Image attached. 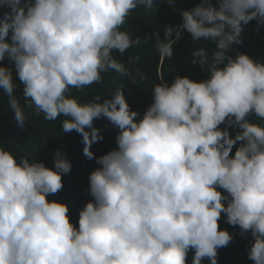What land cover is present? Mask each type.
I'll list each match as a JSON object with an SVG mask.
<instances>
[{
  "label": "clouds",
  "instance_id": "clouds-1",
  "mask_svg": "<svg viewBox=\"0 0 264 264\" xmlns=\"http://www.w3.org/2000/svg\"><path fill=\"white\" fill-rule=\"evenodd\" d=\"M141 5L155 7L154 0H0L10 9L0 18V61L14 62L37 114L67 117L63 131L82 135L89 159L92 143L102 139L95 119L120 129L117 148L97 158L101 167L90 173L94 200L80 210L78 227L67 204L47 199L71 168L60 151L53 170L0 148V264H186L190 250L192 264H217L218 248L233 239L219 228L222 213L242 234L251 232L249 259L264 264V123L248 119L255 114L264 122V63L226 55L242 43V25L264 24V0H220L218 7L203 0L181 11L183 23L168 26L164 40L155 34L162 58L173 55L181 28L194 41H214L216 50L211 61L203 48L194 53L210 65L208 79L155 84L139 120L122 88L102 103L99 95L83 104L69 96L108 70L127 74L113 52L139 42L121 27ZM0 89L23 125L13 68L0 65ZM225 123L242 131L233 138L220 127Z\"/></svg>",
  "mask_w": 264,
  "mask_h": 264
},
{
  "label": "trees",
  "instance_id": "trees-1",
  "mask_svg": "<svg viewBox=\"0 0 264 264\" xmlns=\"http://www.w3.org/2000/svg\"><path fill=\"white\" fill-rule=\"evenodd\" d=\"M202 2L203 0H154L155 7L153 9H147L142 5L138 6L129 14L121 30L127 32L131 39L139 42L122 54L118 50L113 52L117 61L124 65L127 74L121 75L113 70H108L101 73V82L98 81L89 87L79 89L70 88L69 96L83 104L94 100L99 95L102 103L103 100L110 99L115 90L121 87L130 109L139 114L137 117L139 120L153 103L155 84L167 83L171 85L176 76L188 77L196 82L208 79L210 65H201V58L195 56L194 53L203 48L211 61L212 54L216 50L214 41L203 38L194 41L191 34L181 28V36L173 45V55L162 58L156 46L157 35H155L158 33L159 39L164 40V31L168 26H178L183 23L181 11L191 10ZM208 2L218 7L220 0H208ZM9 11L8 7L0 6V18ZM172 38L175 39V33L172 34ZM239 38L242 43H233L226 55L235 58L237 53H244L264 63V24H259L256 19H253L242 25ZM7 41L11 42L10 35ZM0 65L13 68L14 95L19 101L25 118L23 125L16 120L15 113L9 105L8 96L0 89V148L10 151L17 160L26 157L29 162H43L46 167L53 170H55L54 153L57 150L60 151L62 158L70 163L71 168L68 173L61 174L62 189L55 194H49L47 199L67 204L70 222L78 227L80 210L88 202L94 200L90 194V173L101 167L97 163V158L117 148L116 137L119 135L120 129L106 117L95 119L93 127L99 130L102 139L92 143L90 150L93 153V158L89 159L83 151L85 145L82 135L75 130L63 131L62 123L67 117L60 116L56 120H46L43 113L37 114L35 106L23 95V84L15 72L14 62L6 56L4 60L0 61ZM108 83L111 87L108 86ZM248 119L254 123H264L255 114L250 115ZM220 127L222 129L227 127L233 138L242 131L235 124L229 126L225 123ZM239 144L240 142H237L233 147L232 155ZM219 190L222 194L227 195L223 189ZM224 203L227 202L224 201ZM218 223L219 228L227 230L232 234L233 239L227 246L218 248L217 264H254L248 255L254 242L251 232L242 234L239 226L230 225L223 213ZM193 256L194 250H190L187 254L186 264H192ZM202 264H210L209 259L204 258Z\"/></svg>",
  "mask_w": 264,
  "mask_h": 264
},
{
  "label": "bare ground",
  "instance_id": "bare-ground-1",
  "mask_svg": "<svg viewBox=\"0 0 264 264\" xmlns=\"http://www.w3.org/2000/svg\"><path fill=\"white\" fill-rule=\"evenodd\" d=\"M109 76H110V75H109ZM103 77H104V76H103ZM107 77H108V76H107ZM104 78H106V77H104ZM110 78H111V77H110ZM113 78H114V77H113ZM102 79H103V78H102ZM107 80H108V78H107ZM117 81H118V80H117ZM100 82H101V81H100ZM111 83H112V82H111ZM98 84H99V83H98ZM119 85L122 86L121 84H119ZM95 86H96V85H95ZM108 86H110L109 83H108ZM88 87H89V86H88ZM93 87H94V86H93ZM110 87H111V86H110ZM115 87H116V86H115ZM95 88H96V87H95ZM120 88H121V87H120ZM123 88H124V87H123ZM87 89H88V88H87ZM103 89H104V88H103ZM107 89H108V88H107ZM111 89H112V88H111ZM88 90H89V89H88ZM108 90H109V89H108ZM101 91H102V90H101ZM128 91H129V90H128ZM92 92H93V91H92ZM106 92H107V91H106ZM112 92H113V91H112ZM112 92H111V93H112ZM103 93H104V92H103ZM126 94H127V93H126ZM96 95H97V94H96ZM96 95H93V96H96ZM102 95H103V94H102ZM129 95H130V94H129ZM91 96H92V95H91ZM132 96H133V95H132ZM132 96H131V97H132ZM107 98H108V96H107ZM125 99H126V98H125Z\"/></svg>",
  "mask_w": 264,
  "mask_h": 264
}]
</instances>
